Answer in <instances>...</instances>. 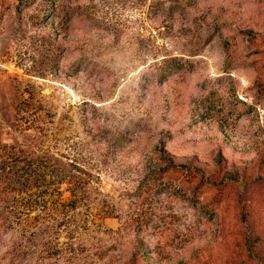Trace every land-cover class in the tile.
<instances>
[{
    "label": "rangeland",
    "instance_id": "obj_1",
    "mask_svg": "<svg viewBox=\"0 0 264 264\" xmlns=\"http://www.w3.org/2000/svg\"><path fill=\"white\" fill-rule=\"evenodd\" d=\"M0 264H264V0H0Z\"/></svg>",
    "mask_w": 264,
    "mask_h": 264
},
{
    "label": "trees",
    "instance_id": "obj_2",
    "mask_svg": "<svg viewBox=\"0 0 264 264\" xmlns=\"http://www.w3.org/2000/svg\"><path fill=\"white\" fill-rule=\"evenodd\" d=\"M168 164L164 171L169 173L170 176H178L184 184L191 186L194 189L195 196L204 194L206 192H212L214 203H220L226 192V186L228 185L224 181H217L211 178L205 177L199 170L192 167L178 165L171 160H165ZM230 197V195H227Z\"/></svg>",
    "mask_w": 264,
    "mask_h": 264
}]
</instances>
